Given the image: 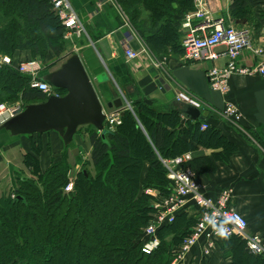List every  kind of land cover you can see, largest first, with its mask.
Returning a JSON list of instances; mask_svg holds the SVG:
<instances>
[{
	"label": "trees",
	"instance_id": "1",
	"mask_svg": "<svg viewBox=\"0 0 264 264\" xmlns=\"http://www.w3.org/2000/svg\"><path fill=\"white\" fill-rule=\"evenodd\" d=\"M114 1L153 55L183 53L176 24L192 11L193 0ZM231 1L230 15L236 20L248 19L254 8L264 5V0ZM65 35L47 0H0L1 56L13 59L16 53L28 52L33 58H55L44 75L70 56ZM30 82L27 75L1 69L0 104L17 103L23 109L44 102L46 95ZM54 90L59 96L65 94ZM122 91L130 109L123 106L120 124L113 130L104 124V140L91 126L77 130L76 135L82 131L88 135L91 151L86 162L71 154L73 143L53 157L44 171L37 158L40 145L34 144L32 153L24 156L30 176H18L14 192L22 199L0 198V264H172L176 259L200 217L196 206L179 211L172 223L158 229L157 248L149 254L142 251L155 204L173 192L163 161L202 148L219 150L212 158L227 162L236 147L205 121L185 120L182 125L178 104L161 111L143 101H130ZM80 163L72 192H65L70 172ZM181 168L190 169L197 178L214 171L215 163L202 156ZM215 249L229 264H264V257L250 254L237 236L220 238ZM209 258L203 264H209Z\"/></svg>",
	"mask_w": 264,
	"mask_h": 264
},
{
	"label": "crops",
	"instance_id": "2",
	"mask_svg": "<svg viewBox=\"0 0 264 264\" xmlns=\"http://www.w3.org/2000/svg\"><path fill=\"white\" fill-rule=\"evenodd\" d=\"M69 2L77 12L85 33L72 35L70 41L67 39L68 54L80 56L93 80L105 73L124 98L122 90L130 101H143L161 111L173 107L177 94L185 92L199 103L202 111L209 112L204 120L206 124L219 130L235 145L236 151L227 162L212 158L220 153L219 150L201 148L190 153L189 159L209 156L215 163L214 171L199 175L196 180L204 196L214 202L220 196H226L227 206L247 220L249 232L264 239V80L234 76L229 81L228 94L223 96L211 90L206 72L212 67L223 66L225 60L185 62L183 53L155 56L138 36L126 44L125 39L131 31L122 21L118 11V7H121L114 0ZM231 2L208 0L211 17L215 21L223 20L226 25L247 31L253 46L264 49V5L254 8L248 19L236 20L230 15ZM183 21L184 17L176 24L182 39L186 34ZM127 47L138 53V58L128 61L125 57ZM221 49L224 48H217ZM27 57V52L16 53L13 60L17 64L26 61ZM237 61L242 66H251L255 59L246 51ZM99 90L103 100L110 101L106 86L100 85ZM226 101L232 102L240 110L239 123H231L224 118L222 112ZM185 120L183 118L182 125ZM34 144L41 146L37 158L42 171L48 168L53 157L59 156L65 149L55 132L12 137L8 132L0 130V198L15 191L19 175L25 173L30 176L23 161L26 154L32 153ZM73 145L78 149L79 156L85 153L86 160L89 159L91 147L87 134L74 135ZM147 169L145 165L143 176ZM188 210L190 212L192 209ZM200 253V248L196 247L190 257H199ZM223 258L222 252L215 249L210 255L209 264L230 263L229 259ZM195 261V258H188V262Z\"/></svg>",
	"mask_w": 264,
	"mask_h": 264
},
{
	"label": "built area",
	"instance_id": "3",
	"mask_svg": "<svg viewBox=\"0 0 264 264\" xmlns=\"http://www.w3.org/2000/svg\"><path fill=\"white\" fill-rule=\"evenodd\" d=\"M47 1L66 29V39H70L72 35L80 36L85 33L84 26L69 0ZM207 6L208 0H193L192 11L184 16L183 28L186 29V34L181 43L183 60L185 62L225 60L223 66L212 67L206 72L211 90L223 96L228 94L229 81L234 76L258 77L264 80L263 47L253 46L247 31L226 25L223 20L215 21ZM118 11L122 21L131 31V34L125 39L126 44H129L137 35L128 24L129 20L123 10L118 7ZM221 46L224 49L217 50ZM246 51H249L255 59L251 66L238 64L237 60ZM138 56V53L133 52L129 47L126 48L125 57L128 61L135 60ZM3 68H10L29 76L31 87L45 94L47 98L50 96L60 97L51 85L41 79L42 70L39 61L29 59L16 64L11 57L0 54V70ZM175 101L201 109L199 103L185 92H179ZM126 107L130 109L128 103ZM17 109L20 108L0 104V126L9 120ZM104 114L106 116L104 121L110 130L120 124L118 111L104 112ZM222 114L231 123H239L241 119L240 110L230 101L225 102ZM201 128L205 129L206 125L203 124ZM189 158L190 155L185 154L174 160L163 161L167 169V178L173 184V192L155 204L154 217L144 230L146 240L143 243L142 251L149 254L157 248L160 243L156 236L158 229L164 224L172 223L179 211L193 205L200 210V217L191 234L184 239L179 247L176 259L172 264H203V259L210 257L220 238L233 236L243 240L246 250L250 254L264 257V239L258 234L249 232L247 220L227 206L226 196H220L215 202L204 196L194 173L188 168H181L183 163L190 160ZM72 190L73 183L69 175V183L64 191L72 192ZM196 247L201 250L200 256L190 257ZM188 258H195L196 261L188 262Z\"/></svg>",
	"mask_w": 264,
	"mask_h": 264
},
{
	"label": "water",
	"instance_id": "4",
	"mask_svg": "<svg viewBox=\"0 0 264 264\" xmlns=\"http://www.w3.org/2000/svg\"><path fill=\"white\" fill-rule=\"evenodd\" d=\"M41 79L53 88L64 91V96H50L42 103L17 109L13 116L0 126L1 131L8 132L12 137L55 132L67 147L73 143L74 135L80 127L91 126L104 140L107 132L104 127V111H120L123 106H127L113 80L105 73L93 80L78 54H70L58 68L47 72ZM100 85L106 86L110 101L103 100ZM176 104L186 120L203 122L209 116L208 111H202L193 105L181 102ZM71 153L77 157L78 149L74 148ZM83 173L86 175L85 171ZM14 192L17 194V190ZM14 198L22 199L15 195Z\"/></svg>",
	"mask_w": 264,
	"mask_h": 264
},
{
	"label": "rangeland",
	"instance_id": "5",
	"mask_svg": "<svg viewBox=\"0 0 264 264\" xmlns=\"http://www.w3.org/2000/svg\"><path fill=\"white\" fill-rule=\"evenodd\" d=\"M69 39V38H68ZM67 40V39H66ZM69 41H70V39H69ZM69 41H67V42H69ZM28 53V52H27ZM29 59H31V60H37V61H39L40 62V66H41V73L40 74H42V72L43 71H49V69L47 68L48 66H49V63H50V61H53V60H55V58H53V57H51V56H48L46 59H40V58H33V57H31V55H29V53H28V57H27V59L26 60H29ZM8 106H10V107H16V108H19L20 107V104H7ZM87 132H85V131H82V133H80V134H86ZM75 147L73 146V149H74ZM77 157H79V159L81 160V161H83V162H86L87 160H86V156H85V153H83V155L81 156H77ZM81 163H80V165H78V166H76L70 173H71V178H72V183H73V178H74V176H75V172H77V170H80L81 169ZM21 176H24V177H29V176H27V174H25V173H23V174H21V175H19V178L21 177ZM7 197H13L14 196V191H10V192H8V194L6 195ZM6 196H4V197H6Z\"/></svg>",
	"mask_w": 264,
	"mask_h": 264
}]
</instances>
